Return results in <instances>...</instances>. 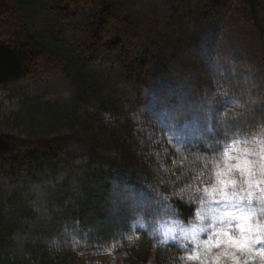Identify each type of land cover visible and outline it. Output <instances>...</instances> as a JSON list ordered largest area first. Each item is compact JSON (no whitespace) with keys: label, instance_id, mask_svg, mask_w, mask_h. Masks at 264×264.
Wrapping results in <instances>:
<instances>
[{"label":"trees","instance_id":"16d2710c","mask_svg":"<svg viewBox=\"0 0 264 264\" xmlns=\"http://www.w3.org/2000/svg\"><path fill=\"white\" fill-rule=\"evenodd\" d=\"M168 7L0 0V264H179L133 212L158 197L189 223L238 125L264 129V0ZM189 123L214 141L172 142Z\"/></svg>","mask_w":264,"mask_h":264},{"label":"rangeland","instance_id":"374dc122","mask_svg":"<svg viewBox=\"0 0 264 264\" xmlns=\"http://www.w3.org/2000/svg\"><path fill=\"white\" fill-rule=\"evenodd\" d=\"M154 2L164 16L171 0ZM14 106L13 101L2 99L4 110ZM239 126L237 133L243 135ZM241 135L216 157L207 186L190 194L196 211L189 223L180 221L172 206L158 197L143 201L133 212L138 213L136 227L157 242L184 250L179 264H264V129L252 139ZM169 137L188 144L214 141L197 123L174 127ZM121 258L120 253L109 251L94 261L121 264Z\"/></svg>","mask_w":264,"mask_h":264}]
</instances>
